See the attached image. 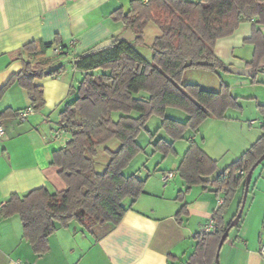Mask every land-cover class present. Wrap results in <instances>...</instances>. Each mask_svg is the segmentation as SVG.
Here are the masks:
<instances>
[{
    "label": "crops",
    "instance_id": "0c3cea01",
    "mask_svg": "<svg viewBox=\"0 0 264 264\" xmlns=\"http://www.w3.org/2000/svg\"><path fill=\"white\" fill-rule=\"evenodd\" d=\"M130 1L0 0V90L21 71L22 61L17 55L26 44L53 46L58 40L67 47L66 54L59 58L53 56L52 47L44 54V58L52 59V68L60 65L63 70L55 77L34 81L43 90L42 109L19 121L17 113L30 108L27 92L13 84L0 98V121L4 128L0 139V204H5L12 194L23 196L42 187L55 193L65 188L59 169L51 161L52 153L70 140V135L60 129L59 113L77 97L83 76L72 68V58L123 33L126 28L114 20L112 13L118 9L127 12ZM258 28L264 35V25ZM146 30L151 37L145 38V42L150 44L157 30L152 24ZM251 32V23L240 24L231 36L216 42V57L227 67L249 68L253 48L243 42ZM142 47H136L137 51L150 59L151 55H144ZM260 68L257 84H252V76L231 74L227 69L210 72L213 77L210 87L197 83L200 88L214 92L222 84L227 86L241 110L228 109L224 119L208 118L197 131H186L181 140L173 143L174 156H157L150 140L144 147L137 138L143 152L124 173L144 180L143 194L133 204L126 202L122 221L109 233L95 240L74 221L66 227L58 225L48 237V251L36 255L23 239L20 218L0 217V264H186L196 245L203 242L205 236L201 238V232L209 221H214L219 209L217 199L224 198L225 191L195 185L185 192L186 185L178 176L177 167L189 144L194 142L216 162V172L210 179L215 178L261 136L264 57ZM244 102L253 104L247 114ZM165 116L180 122L187 119L185 113L173 108H167ZM160 123L155 117L154 131L147 129V133L157 131ZM155 138L170 140L163 131ZM152 160L154 165L149 167ZM259 166L254 182L251 179L242 215L220 250L221 264H264L259 253L264 244V160ZM166 172H174V176L163 186L161 177ZM179 192L183 193L182 200L177 199ZM242 195V189L238 188L222 214L224 224L236 213ZM183 205L184 213L177 216Z\"/></svg>",
    "mask_w": 264,
    "mask_h": 264
},
{
    "label": "trees",
    "instance_id": "16d2710c",
    "mask_svg": "<svg viewBox=\"0 0 264 264\" xmlns=\"http://www.w3.org/2000/svg\"><path fill=\"white\" fill-rule=\"evenodd\" d=\"M112 15L126 29L131 28L135 40L118 41L72 58V68L83 76L77 97L59 113L60 129L70 135V140L52 153L51 161L59 169L65 188L55 193L42 187L23 196L12 194L0 208L2 218H20L23 239L36 255L48 251V237L58 225L66 227L74 221L99 240L122 221L126 202L133 204L143 194L144 180L135 174L126 175L124 170L143 152L137 138L151 117L161 120L157 131L148 132L152 149L166 157L176 154L173 143L186 131H197L208 118L224 119L228 109L241 110L227 86L222 84L214 92L197 84H183L182 79L188 70L226 71L227 66L214 53L215 45L242 23L252 24L251 36L243 42L253 48L247 64L254 73L252 84H257L256 75L262 71L264 35L258 27L264 25V0H132L127 12L118 9ZM149 24L156 27L157 34L146 44ZM57 45L67 49L58 40L53 46L38 42L23 46L17 55L22 69L1 88L0 98L15 84L27 92L33 112L42 109L43 90L34 81L62 73V66L52 68V59L44 58L45 52ZM138 46L151 51L150 59L137 51ZM167 108L185 113L187 119L180 122L167 118ZM261 130V136L212 179L216 162L198 144L191 142L182 156L177 174L186 185L185 192L195 185L225 191L224 203L213 216L215 231L196 245L186 264H215L219 240L235 218L242 198L229 223L224 224L222 214L238 188L243 194L245 175L264 153V124ZM159 131L170 140L156 139ZM112 144H116L112 146L115 149ZM103 154L107 162L99 171L96 160ZM238 170L243 174H237ZM182 196L179 192L177 199L182 200ZM182 213L184 205L177 216Z\"/></svg>",
    "mask_w": 264,
    "mask_h": 264
},
{
    "label": "water",
    "instance_id": "95a60500",
    "mask_svg": "<svg viewBox=\"0 0 264 264\" xmlns=\"http://www.w3.org/2000/svg\"><path fill=\"white\" fill-rule=\"evenodd\" d=\"M134 40H135V36H134L131 28H127L120 35H118L114 38L100 42L99 44H97L96 46L91 48V51L95 52V51L103 50L105 48L110 47L113 43L118 42V41L133 42ZM227 71L231 74L248 76V77H251L254 75L251 68L227 67ZM263 160H264V153L258 158V160L253 164V166L250 168V170L245 175L244 190H243V195H242V200H241V206H240L235 218L232 220V222L229 224V226L225 229L224 233L222 234V236L219 240L217 250L215 253V258H214L215 264H219L220 250H221L223 244L225 243V240L227 239L231 228H233L238 223V221L242 215V211H243V208H244V205L246 202V197H247V193L249 190V185L251 182L252 174H253L254 170L259 166V164L262 163Z\"/></svg>",
    "mask_w": 264,
    "mask_h": 264
},
{
    "label": "rangeland",
    "instance_id": "374dc122",
    "mask_svg": "<svg viewBox=\"0 0 264 264\" xmlns=\"http://www.w3.org/2000/svg\"><path fill=\"white\" fill-rule=\"evenodd\" d=\"M151 37V34H150V31L149 30H146L145 31V38L146 39H149ZM142 49V51H143V53H144V55H146L147 57H150V55H151V51L147 48V47H145L144 48V46L141 48ZM79 77H80V74L78 75ZM211 78H213L211 75H210V72H206V71H199V70H188V71H186L185 73H184V76H183V79H182V83L184 84V83H190V84H197V83H201L200 85H202V87H210L209 86V83H211ZM203 89H205V90H207V89H210V88H203ZM210 91V90H209ZM249 103V102H248ZM244 106H245V110H246V114H247V110H252L253 109V107H252V103H251V105H248L247 104V102H244ZM255 106V105H254ZM259 109V108H258ZM260 111V110H259ZM153 119H155V117H151L148 121H147V123H146V130L145 131H142L139 135H138V141H139V143L142 145V146H146L147 145V143H148V141H149V137H148V133H147V131L148 130H150L151 132L152 131H154V125H153ZM148 129V130H147ZM149 131V132H150ZM116 147V144L114 145V144H112V145H110V147L112 148V149H115V148H113V147ZM156 154L158 153V152H155ZM157 156H163L161 153H158V155ZM168 156H171V155H168ZM106 162H107V158H106V156H105V154H103L102 156H99V158L96 160V167H97V169L99 170V171H101V169H102V167L106 164ZM153 165H154V160H152V162H148V166L149 167H153ZM261 165V164H260ZM259 168H260V166L259 167H257L255 170H254V172H253V174H252V182H254V180H255V178H256V176H257V174H258V172H259ZM241 197V196H240ZM239 197V198H240ZM238 201H239V199H238ZM248 202H249V200H248ZM223 256V255H222ZM222 259H223V257H222ZM219 264H221V260H220V254H219Z\"/></svg>",
    "mask_w": 264,
    "mask_h": 264
},
{
    "label": "built area",
    "instance_id": "2783aa9c",
    "mask_svg": "<svg viewBox=\"0 0 264 264\" xmlns=\"http://www.w3.org/2000/svg\"><path fill=\"white\" fill-rule=\"evenodd\" d=\"M59 54H66V50L62 49V47L60 45H57L53 48V55H59ZM33 113L32 108H27L25 110L19 111L17 113V118L19 121H24L27 116H29L30 114ZM4 136V128L3 125L0 121V139ZM237 174H243L240 170L237 171ZM174 176V172H166L165 174L162 175L161 177V181L163 186H166L169 181L173 178ZM224 203V198L223 197H219L217 199V206L220 207L222 206V204ZM3 206V204H0V208ZM215 231V224L214 221L211 220L209 221L203 228L202 232H201V238L213 233ZM260 255L262 256V258H264V244L260 247L259 250Z\"/></svg>",
    "mask_w": 264,
    "mask_h": 264
}]
</instances>
